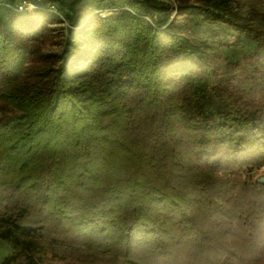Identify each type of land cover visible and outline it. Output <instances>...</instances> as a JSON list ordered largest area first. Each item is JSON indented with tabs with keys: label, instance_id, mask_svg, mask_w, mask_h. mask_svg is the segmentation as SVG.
Segmentation results:
<instances>
[{
	"label": "trees",
	"instance_id": "1",
	"mask_svg": "<svg viewBox=\"0 0 264 264\" xmlns=\"http://www.w3.org/2000/svg\"><path fill=\"white\" fill-rule=\"evenodd\" d=\"M13 5L0 0V217L21 250L0 264H264V184L246 175L264 167L261 32L226 2L203 10L263 50L228 105L204 48L162 27V1ZM62 17V50L39 61L28 41Z\"/></svg>",
	"mask_w": 264,
	"mask_h": 264
},
{
	"label": "rangeland",
	"instance_id": "2",
	"mask_svg": "<svg viewBox=\"0 0 264 264\" xmlns=\"http://www.w3.org/2000/svg\"><path fill=\"white\" fill-rule=\"evenodd\" d=\"M169 5L165 14L158 15L162 27L168 26L176 33L187 38H194L207 53L217 75L216 86L226 94V102L233 105L234 99L229 95L231 78L243 75L248 68L245 56L253 52H262L255 41L244 32H240L226 23L212 21L204 16L205 7H215L224 2L233 6L238 18L255 26L264 38V0H159ZM66 24L56 23L38 38L28 41L29 45L39 51V61L53 60L60 53L66 38ZM194 29H196L194 31ZM219 106L215 95L210 92L204 107V115H213ZM6 113L0 111V118ZM264 174V167L246 170V175L255 180ZM11 226L0 217V262L19 250L9 237ZM38 255V254H37Z\"/></svg>",
	"mask_w": 264,
	"mask_h": 264
},
{
	"label": "built area",
	"instance_id": "3",
	"mask_svg": "<svg viewBox=\"0 0 264 264\" xmlns=\"http://www.w3.org/2000/svg\"><path fill=\"white\" fill-rule=\"evenodd\" d=\"M41 0H14V5L13 8L16 11H35L36 9L39 8ZM46 9L53 12L57 13V7L54 2H47L46 4ZM64 20V18L62 17ZM63 24L67 25V22L64 20Z\"/></svg>",
	"mask_w": 264,
	"mask_h": 264
},
{
	"label": "water",
	"instance_id": "4",
	"mask_svg": "<svg viewBox=\"0 0 264 264\" xmlns=\"http://www.w3.org/2000/svg\"><path fill=\"white\" fill-rule=\"evenodd\" d=\"M254 182L260 183V184H264V174L258 176Z\"/></svg>",
	"mask_w": 264,
	"mask_h": 264
}]
</instances>
